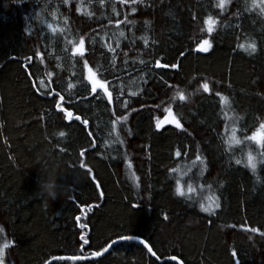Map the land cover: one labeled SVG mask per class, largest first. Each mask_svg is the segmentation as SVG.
I'll return each mask as SVG.
<instances>
[{
    "label": "trees",
    "instance_id": "16d2710c",
    "mask_svg": "<svg viewBox=\"0 0 264 264\" xmlns=\"http://www.w3.org/2000/svg\"><path fill=\"white\" fill-rule=\"evenodd\" d=\"M216 3L0 0V245L10 238L5 264L88 257L118 237L137 236L159 259L138 241L125 240L98 258L50 264H179L164 260L173 256L183 264H264V148L253 141L231 148L225 143L233 124L243 140L264 122V16L245 11L251 0H231L224 12ZM209 14L218 21L213 47L192 50L206 35L199 27ZM126 17L134 23H124ZM81 35L83 58L72 52ZM253 40L254 54L237 48ZM85 59L95 78L108 81L111 103L103 90L98 97L90 93ZM156 59L178 67L157 68ZM203 82L209 83L207 93L197 91ZM48 87L65 97L61 108L73 112L72 120L57 109L59 96L47 95ZM176 88L184 90V101H171ZM217 92L230 107L220 105ZM162 101H169L182 129L156 130L153 117L164 113L154 106ZM118 116L127 120L113 131ZM249 151L255 174L246 167ZM197 154L204 163L192 166ZM46 177L63 193L54 200L38 192V178ZM177 179L183 197L175 192ZM189 183L203 185L221 207L202 212L204 197L188 193ZM81 232L89 247L81 248Z\"/></svg>",
    "mask_w": 264,
    "mask_h": 264
},
{
    "label": "snow or ice",
    "instance_id": "6c2138e0",
    "mask_svg": "<svg viewBox=\"0 0 264 264\" xmlns=\"http://www.w3.org/2000/svg\"><path fill=\"white\" fill-rule=\"evenodd\" d=\"M63 2L65 4H67L68 0H63ZM100 2H101V4H103V0H100ZM120 2H121V4L129 3V0H120ZM130 3L132 5H135L137 3V0H130ZM230 3H231V0H218V3H216L214 6L216 8H218L221 12H224L227 10V5ZM255 9H258L259 14L261 16H264V0H251V4L250 5L246 4V6H245V11H248V12H251ZM76 11L77 12L81 11V7L79 4L76 7ZM84 11H85L86 15H88V16L92 15L91 12L87 11L86 6L84 8ZM113 11H115L114 7H113ZM131 11L133 13H135L137 11L136 7H132ZM53 17H55V13H53ZM25 19H28V18L25 17ZM195 19H196V17L193 16V20H195ZM65 23H67V18H65ZM109 23H112V21L109 20ZM120 23H121L120 20H116V24L119 25ZM124 23L132 24V23H134V21L128 20L126 17ZM145 23H148V22L146 21ZM217 23H218L217 18L211 14H209L203 18L202 25L199 27V32L200 33H206V35L204 36L203 39H199L198 42L195 43V47L192 50L207 53V52H209L210 49H212L213 42H212V39L210 37L216 31ZM48 28L52 29L53 32L56 31V29L53 28L51 24H48ZM26 31H27V29H26ZM119 35L121 37H123L124 32L120 31ZM71 43H72V41H69V44H71ZM144 43H145V45L148 44V40L146 38L144 39ZM119 46H120L119 42H117L116 47L118 48ZM237 48L243 50L248 55H252L257 51V44L253 40L249 43H239L237 45ZM110 50L115 51V49H111V48H110ZM72 52L74 54L78 53L81 58L85 57L86 48H85V36L84 35H81L79 37V44H78V46H76L72 49ZM185 54L186 53L184 51L179 53V55L181 57H183ZM40 55L41 54L39 52L36 53L37 57H40ZM125 55H127V53H125ZM112 61H113V65H114L115 64V56H113ZM141 63H144V61H141ZM84 67L89 72L88 80L90 81V93L94 97H98L100 90H103V92L108 95V103H111L112 97H111V94L108 92V88L106 87V85L108 84V81L106 79L101 80V79L95 78V76L92 75V69L89 67L88 61L86 59L84 60ZM155 67H157V68L171 67V68L175 69L178 67V65L176 63H172L171 65L162 64L160 59H156L155 60ZM49 75H51V73H49ZM141 79H143V77H141ZM144 83H147V81L145 80ZM45 87H46V81L41 80L40 81V88H45ZM72 87H73V85L71 83H69L68 88L71 89ZM201 89L205 93L209 92L210 91L209 83L208 82L201 83L199 85V87L197 88V91H200ZM47 95L53 97V99H55L56 96H59V99H55V104H56L57 109L60 110L63 113V115L66 116V118L68 120L73 119V112L72 111L61 108V104L65 100V97L63 95H60L59 93L55 92L54 89H52L51 87L47 88ZM131 95L136 96L137 92H132ZM189 95H191V94H189ZM216 96L219 97V103L221 106L230 107L229 98L227 96L221 95L220 92H217ZM117 98H119V97H117ZM177 98L180 101H184L186 99L185 92L183 89L176 88L174 90L173 96L171 97V101H175ZM68 103H69V107H71V102L69 101ZM161 109L163 110V113H164L163 118H160L158 116L153 117L156 130L159 131V130L163 129L165 125H175V127L178 129L183 128V125L180 122V120L177 119V117L175 115H173V109H172V106L169 103V101H162L160 104H157L154 106V111L159 112ZM133 111H135V109H133ZM225 116H227V113H225ZM75 119L77 121H79L81 118H80V116H76ZM233 119L238 120L239 117H234ZM126 120H127V116H118L116 118V120H113L112 121L113 131H115V125L117 124V122L126 121ZM82 123L87 124V121L85 120ZM261 130H264V122L259 123L258 129L256 131L252 132V134L250 136H245L243 138V140H241L240 138L237 137V128L233 124V126L231 128L230 138L227 141H225V143L229 146V148H231L233 145H240L244 141H253L259 147L264 148V137H262ZM60 135L63 136L64 133L61 132ZM117 139H119V137H117ZM120 143H123V141L121 140ZM84 154H85L84 151H81V155L83 156ZM175 155L179 157L181 155V151L177 150ZM261 157H262V159H264V152H261ZM197 162H199L201 165H203V163H204V161L202 160V158L199 154H197L195 156V159L192 161V166H196ZM235 163L237 165H240L242 163V161L240 159H236ZM81 167L86 168L87 165L85 163L81 162ZM246 167L250 168L252 170L253 174H255L256 169H257V163H256L255 157L253 156L251 151H249L247 154ZM178 170H179V168L171 169V171H178ZM88 171L90 172L91 169H88ZM257 179H259V178L257 177ZM201 187H203V185H201ZM195 191H196V188L193 187L192 183H189L187 186V192L192 193ZM175 192L178 196H181V197L185 196V192L182 190L181 181L179 179L176 180ZM205 200L207 201V204H205V202H204ZM88 207L91 208L92 206L88 205ZM220 207H221V205L219 202V197H216L214 195L204 197L203 200L199 203L200 210L202 212L209 213V214H214L215 209H219ZM82 214H83V210H82ZM164 218L167 219V216H165ZM80 219H81L80 216L76 217L77 221H79ZM79 227L80 228H86L87 225L81 224V225H79ZM0 231H3V230L0 229ZM250 231L255 233V232H258L259 230L257 228H252V229H250ZM261 235L264 236V233H261ZM118 239H122V240L137 239L140 244L144 245V247L147 249L148 253L151 254V256L159 259V257H157L156 252H154L153 249L148 246V243L145 240L140 239L138 236L137 237H118ZM79 241L81 242V248H86V247L90 246L89 240L85 238V235L83 232L80 233ZM8 246H9V243H5L3 245H0V264H5V248H7ZM105 251H106V249H103V248L100 251H93V252H91V256L92 257H100ZM233 255L235 256L236 253L233 252ZM61 259H65V258L62 257ZM67 259L84 261V260H87L88 258L86 256L81 255V256H71V257H68ZM171 259L175 260L176 257L173 256V257H171Z\"/></svg>",
    "mask_w": 264,
    "mask_h": 264
},
{
    "label": "clouds",
    "instance_id": "9594fccd",
    "mask_svg": "<svg viewBox=\"0 0 264 264\" xmlns=\"http://www.w3.org/2000/svg\"><path fill=\"white\" fill-rule=\"evenodd\" d=\"M38 192L42 196L54 200L63 193L60 191V185L52 177L38 178Z\"/></svg>",
    "mask_w": 264,
    "mask_h": 264
},
{
    "label": "water",
    "instance_id": "95a60500",
    "mask_svg": "<svg viewBox=\"0 0 264 264\" xmlns=\"http://www.w3.org/2000/svg\"><path fill=\"white\" fill-rule=\"evenodd\" d=\"M126 240H136V241H138L137 239H126ZM121 241H125V240H122V239H116V240H113L108 246H107V248H106V251L101 255V256H103V255H105L106 253H108V251L110 250V248L112 247V245H114V244H116V243H118V242H121ZM139 242V241H138ZM149 246V245H148ZM150 247V246H149ZM68 258V257H66V256H56V257H53L52 259H50L49 261H47L45 264H50L52 261H55V260H58V259H61V258ZM87 258H98V257H92V256H88ZM154 258H156V257H154ZM164 260H169V261H175V262H177V263H179V264H183V262L180 260V259H178V258H176L175 260H172L171 259V257H169V258H165ZM160 262H162L163 260H159Z\"/></svg>",
    "mask_w": 264,
    "mask_h": 264
},
{
    "label": "rangeland",
    "instance_id": "374dc122",
    "mask_svg": "<svg viewBox=\"0 0 264 264\" xmlns=\"http://www.w3.org/2000/svg\"><path fill=\"white\" fill-rule=\"evenodd\" d=\"M88 73V76H89V72ZM93 75V74H92ZM90 82V81H89ZM164 115V114H163ZM187 171H183V173H186ZM187 175V174H186ZM188 176H186L185 178H187ZM185 180V179H184ZM196 188V197L198 199H202V197H206V196H210L209 194V191L208 190H205L203 187H195ZM3 243H9L10 244V238L9 237H6L4 240H3Z\"/></svg>",
    "mask_w": 264,
    "mask_h": 264
}]
</instances>
